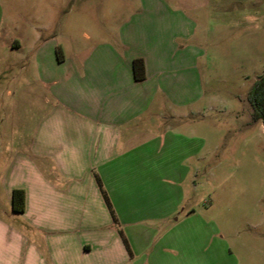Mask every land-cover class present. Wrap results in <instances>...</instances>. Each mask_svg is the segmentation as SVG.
I'll list each match as a JSON object with an SVG mask.
<instances>
[{
    "label": "crops",
    "instance_id": "obj_1",
    "mask_svg": "<svg viewBox=\"0 0 264 264\" xmlns=\"http://www.w3.org/2000/svg\"><path fill=\"white\" fill-rule=\"evenodd\" d=\"M201 1L132 0L60 41L39 6L19 30L0 0V264H222L216 222L185 203L206 144L188 120L207 99L206 30L186 6Z\"/></svg>",
    "mask_w": 264,
    "mask_h": 264
},
{
    "label": "rangeland",
    "instance_id": "obj_2",
    "mask_svg": "<svg viewBox=\"0 0 264 264\" xmlns=\"http://www.w3.org/2000/svg\"><path fill=\"white\" fill-rule=\"evenodd\" d=\"M8 2L19 30L22 13L33 22L39 6L48 33L60 34V41L89 39V28L119 22L134 5L132 0ZM186 6L206 30L202 77L207 99L188 119L206 144L198 169L185 183V203L201 219L216 222L223 238L222 264H264V126L253 118L247 99L264 73V0H202Z\"/></svg>",
    "mask_w": 264,
    "mask_h": 264
},
{
    "label": "trees",
    "instance_id": "obj_3",
    "mask_svg": "<svg viewBox=\"0 0 264 264\" xmlns=\"http://www.w3.org/2000/svg\"><path fill=\"white\" fill-rule=\"evenodd\" d=\"M57 58L59 60L63 59V52L60 47L56 48ZM133 73L136 80H142L145 78V64L144 60L140 57L134 58L132 61ZM248 102L252 108V116L254 119H260L264 126V73L259 75L257 79L253 82L247 94ZM103 197L107 206L109 207L111 214L114 217L112 206L110 200L101 188ZM24 208V191L22 189H15L13 191V210L21 211ZM122 234V233H121ZM126 242V240L124 239Z\"/></svg>",
    "mask_w": 264,
    "mask_h": 264
}]
</instances>
